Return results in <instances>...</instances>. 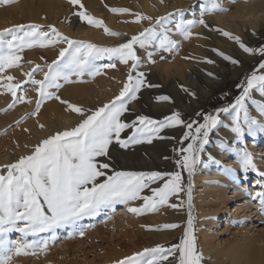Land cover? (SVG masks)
Wrapping results in <instances>:
<instances>
[{"label":"snow or ice","instance_id":"6c2138e0","mask_svg":"<svg viewBox=\"0 0 264 264\" xmlns=\"http://www.w3.org/2000/svg\"><path fill=\"white\" fill-rule=\"evenodd\" d=\"M12 0H0V4H10ZM70 6L69 17H76L110 38L126 37L111 46H101L92 42L75 39L65 35L53 24L38 23L16 24L0 31V92L10 94L11 102L6 110L20 103H32V97L22 85H31L36 93L35 108L26 114L17 125L29 117H37L45 101H58L66 106V111L75 113L78 120L69 127L56 129L40 139L14 162L2 166L0 171V264H11L14 257L35 255L45 251L50 241L55 240L58 230H68V235L83 237L90 226L81 224L85 218H95L101 213L115 211L117 205L135 215L155 212L162 206L177 208L170 198L187 194L189 215L183 236L177 245L165 247L157 245L134 253L118 261L117 264H202L203 255L196 247L194 223L191 215L192 182L196 166L201 164L210 134L222 125V115L230 117L229 128L235 139L231 142L220 139L216 146L234 155L246 178L249 172L259 179L251 199L261 204L264 211V171H260L254 156L247 150L245 137L255 138L264 133V120L251 114L254 109L264 118V45L254 47L246 44L241 37L219 28H211L204 19L205 15L217 11H227L220 6L219 0H199L200 18L186 19V9H177L164 16H152L130 12L123 7H112L113 14L131 15V23L147 26L131 36L113 31L103 20L90 14L81 0H67ZM163 3V0H161ZM129 21H125L128 23ZM197 26L218 32L232 41L243 53L259 55L258 69L251 71L239 81L236 87L239 94L234 101L215 109L213 113H197L201 120L186 123L180 111H173L162 120H154L148 115H136L132 120L125 118L131 111L129 105L137 101L144 87H156L147 81V73L140 71L142 58L140 50L146 52L148 63H155L153 55L160 59L164 53L178 50L180 40L174 35L188 40ZM54 49L55 58L44 65L35 64L23 73L25 80L16 79L9 70L21 68L23 53L26 49ZM217 56L234 66L241 62L221 49L212 48ZM188 57H185L187 59ZM102 61H107L101 63ZM207 64L215 63L205 58ZM33 65V61H26ZM117 63L128 67L122 87L107 103L94 108H84L68 99L62 98L60 90L64 84L75 83L84 76L95 77L105 69H115ZM38 72L43 78H36ZM213 76V73H208ZM181 88L188 93V89ZM261 99H255L253 93ZM191 94V93H189ZM156 102H170L168 95H158ZM182 126L186 130L179 139L176 149V167L180 171L162 172L117 170L113 163V149H128L130 145L151 144L161 136L165 129ZM43 130L44 125H39ZM27 131V129H24ZM130 133V134H129ZM185 142L186 146H185ZM231 145V146H229ZM27 148L28 146L25 145ZM208 160L221 167L223 175L239 180L232 168H224L211 154ZM182 172L188 175L187 184L183 182ZM155 185V186H153ZM137 204L138 206H133ZM177 223H165L155 230L176 229ZM16 234L13 239L12 234ZM41 234H46L40 238Z\"/></svg>","mask_w":264,"mask_h":264},{"label":"rangeland","instance_id":"374dc122","mask_svg":"<svg viewBox=\"0 0 264 264\" xmlns=\"http://www.w3.org/2000/svg\"><path fill=\"white\" fill-rule=\"evenodd\" d=\"M21 1H25V3L27 4L26 5L27 8L29 7V9H33V12L31 13L32 19H28V18L19 19L18 23H16V24H28V23H38L41 25L53 24V25H55V27H57L58 30H60L58 25L61 23L62 27L65 28V30H63L61 32L64 33L65 35H68L69 37H72L75 39H80V40L92 42V43H95V44L101 45V46H111V45H114V44L121 42L123 39H126V37L110 38L103 33L102 29H97L93 26L87 25L86 23H81L76 17H71L70 20L66 21L65 18L69 17V13H70V6L67 3V0H12V2L10 4H7V5L3 4V7L7 11V9L14 8ZM88 1H89V3H88ZM135 1L136 0H131V1H129V0H117V1H115V0H81V3H83L85 5L86 10L90 14H92L95 18L103 20L105 23V26H107L111 30L119 31L122 33H127L128 36H131L132 34H135L139 31H142V29H140V30H138V29L140 27L143 28L144 25L147 26V22L145 21V22H143V24L131 23L130 21L134 19V17H132L131 15L113 14L108 9L112 8V7H123V8L129 9L130 12H138L141 14L151 16L149 13H147L144 10V7L142 8V4H143L144 0H137L136 4H135ZM150 1L152 2L154 0H150ZM159 1H161V0H159ZM169 1L171 2L172 0H163L164 3H169ZM185 1H189V0H185ZM191 3H193V2H190V5H191ZM131 4L133 5V7ZM197 4H198V6L200 5L199 0L197 1ZM30 6H31V8H30ZM93 8H96V9L97 8L98 9L103 8L104 13H101V12L94 13V12H92ZM3 12H5V10ZM100 14H102V15H100ZM35 16H37V17H35ZM157 16H164V15H152L153 18H155ZM185 16H186L185 17L186 19H188V18L197 19L195 17H190V14L187 11L185 13ZM205 16H204V19H205ZM125 21H129V22L125 23ZM206 22L208 23V25H210V22H208L207 20H206ZM79 27L87 29L90 32L91 31L96 32L97 34L101 35L107 41L110 40V43H108V42L107 43H103V42L100 43L99 41H97L93 38L86 37L83 33H78L79 36L75 37L73 35V33ZM67 28H69V29H67ZM196 28L206 29L203 26H197ZM196 28H194V29H196ZM211 28H215V27H211ZM217 28L223 29L224 31H228L230 33H233L234 35L240 36L237 33L233 32L231 30H228L224 27H217ZM70 29H72V31ZM206 30L210 31V33L217 34V38L221 39L223 42L233 43L232 41H230L227 38L220 35L218 32L211 31L209 29H206ZM199 34H200V36L193 35L188 40H183L180 36L178 38H176L177 40L181 41L180 46L182 48L179 46L178 50H176L172 54L171 53H164L165 58L163 60L160 59V56L158 54H155L152 57V59L155 61V63H151L149 65L147 59H146V61H142V64H144V68H142V66H141V68L139 70L143 71L145 73L150 72V70H159L161 67L160 64L163 63L164 61H165V63H164L165 65H172L173 62L179 58H180L179 59L180 61L186 62L190 66L198 67V69L200 71H197V70L193 71L194 76H195L194 80L192 81L193 83L192 82L190 84H183L182 83L181 85H178L176 90H173V91H171L168 87L161 89L160 84H158L154 80H151L147 76V81L149 83H151L152 85H156V87H144L141 90V92L139 93V98L137 101L140 103L141 109L138 112V115H141V114L148 115L149 117H151L154 120H162L167 115V113L163 114V113L155 111V109L151 106V103L152 102H154L156 104L168 103L169 105H171L174 108L171 112L177 111V110L180 111L182 118L184 119V121L186 123L196 121V120L202 121V117H198L196 115L197 113H204V114L213 113L214 114L215 109L232 103L234 101V98L239 94V89L236 87L237 83L239 81H241L243 79V77L248 75L251 71L258 69V63L260 61L259 55H255V56L251 55L252 61H248L243 56H240L238 54H235V53L230 52V51H225V50H223L225 53H227L233 57H236L241 62V64L239 66H237L239 68V70L237 71L235 76H232L231 72L229 70L230 66L233 64H231L228 61H224L223 59L217 60L216 58H214V60L218 62V63L215 62L216 64L215 63L207 64V63H203V62H198V61H203L205 58H210V57L207 56L208 55L207 51H203L200 49L198 51L197 45H193V43L194 44L197 43V39L202 38L203 40L208 42L209 44L204 45V47L208 50H211L212 48L220 49V48H218L217 43L214 42L209 36H206L203 33H199ZM255 34L257 36V40L250 45L254 46V47L264 45V25H263V27L257 29L255 31ZM175 36H178V35H175ZM175 36H173L172 38L175 39ZM196 48H197V50H196ZM181 49H183V52ZM49 50L50 49H43V48L37 47L34 49H26L23 54H30V55L36 54V55H38V58L40 57L39 60H41V61H37V64L44 65L45 60H42L41 57H44L42 54L45 53L46 51H49ZM180 50H181V52H180ZM179 53H181V54L184 53V54L179 55ZM145 54H146V52L144 51V56H146ZM176 55H178L179 57H177ZM185 57H188V58L185 59ZM44 58L48 62H51V60H53L55 58V55H51V56L49 55V56H46ZM104 62H107V61H102L101 63H104ZM190 66H189V69H190ZM213 66L214 67L216 66L217 69L219 68L218 69L219 71L217 70L215 72L212 69ZM111 71H112V73L109 76V72H111ZM25 72H28V71H25ZM25 72H23V73H25ZM23 73L18 77V80H21V81L25 80V76L23 75ZM127 73H128V67L125 65H121V64L117 63V67L115 69H105L102 74L97 75L95 77L84 76L83 78H81V80H79L75 83L64 84V86L60 90V95L62 96V98L68 99L72 102H75L79 106L87 108V107H85L79 103V100L81 98H83L85 95L84 92L87 91L88 89H92V88L95 89L96 87H98V85H99L98 80H101V79L106 80L107 79L106 84H109V87L112 89V95H111L110 99H108L107 101L104 102V103H107L109 100H111L115 95H117L119 93L117 86L119 84H122L120 82L126 79ZM208 73H213L214 75L209 76ZM36 78H38V79L43 78V73L38 72L36 74ZM218 78L219 79L221 78L224 81L211 92V94L207 97L206 100H204L200 104L199 107L195 108L192 112L185 111L180 107V106H190L193 103L192 101L195 100L199 96V89L202 87H207L209 85V80L214 81ZM108 79H110V80H108ZM95 84H97V85L95 86ZM181 86H183L184 89H188L189 92L186 93L181 88ZM22 87L26 88L27 93L32 90L31 85H22ZM165 89L166 90L169 89V90L166 91ZM75 90H81L82 93H77ZM74 93H76V94H74ZM171 93H173V94H171ZM189 93H191V94H189ZM34 94H36V93L34 92ZM158 95H168L171 98V101L170 102H156L155 97ZM253 97L255 99H261L259 94L255 93V92L253 93ZM149 98H150V100H149ZM2 100H5L6 102L2 103ZM10 102H11L10 94H5L3 92H0V122H1L0 123V139L5 137L6 135H8L10 133H15V132L27 133L28 131H24V129H27V130L30 129V126H28V125L30 123H33V120H34V117H29L27 119H24L22 123L17 125L16 122L21 120L22 117H25L26 114L31 113L34 110V108L29 109V107H28L29 103H20V104H17L11 110H6L7 105ZM135 102L136 101H134L133 103H135ZM44 104L48 105L47 108L43 112L44 115L52 114V117H55L56 115H66L69 117H78L77 114L66 111V106L61 105L58 101H55V100L45 101ZM27 107H28L27 110L21 111L22 109L27 108ZM88 108H93V107L90 106ZM250 111H251V114L253 116H255L257 119L264 120V118H261L259 116V114L254 109L250 108ZM171 112H170V114H171ZM8 115H12L13 117L9 118L10 120H6L5 117ZM125 118L128 120L133 119V118L128 117V113L126 114ZM221 119H222V125L217 130H214V132L212 134H210V143L206 146L205 151L203 153H201L203 162L196 166V170L191 177L192 186H193V180L197 179V186L195 189L197 192L202 193V192L214 191L215 189L222 190L221 188H223V187L225 188L227 185V183H225L223 181L224 179H229L233 183V185L235 183H237L241 188L251 187L253 185V179L255 177H257L256 174L249 172L247 174V177L245 178L240 172V166L237 163L235 156L231 155L227 152H222L216 146L218 139L215 138V135L220 134L221 136H223L222 133L220 132L221 129H224L225 139L227 141L231 142L235 139L233 134L230 132L229 128L225 126V125L230 124V117H228L226 115H222ZM177 127H178V132L173 137H171L169 135L173 140V143L169 149L170 150L169 153L167 155H162L160 157L161 162L168 163V164H166L167 166L162 165V164H158V163H157L158 164L157 169L151 168L154 166H149V168H146L144 164H141V166H139L137 164H139L138 161H140V159L142 157L143 158H145V156L149 157V159L151 161H153V159H152L153 157L151 156V152L150 153L149 152H142L139 155H137L138 158H136L135 160L128 161V152L131 148H133V145H130L128 149H119V147L117 146L113 149V156L115 157V160L113 161V163L116 165L117 170H125V171L158 170V171H162V172L180 171V169L177 168L176 164H175V160L177 158H179L178 154L176 152V149H178L180 147L179 139L183 135V133L186 129L182 126H177ZM38 128L40 129L39 125H38ZM172 128H175V127H172ZM168 129H171V128H168ZM166 130L167 129H165L163 132H165ZM163 132H162L161 136L164 139H166L168 136L166 137V135H164ZM157 139H161V138H156L155 140H157ZM155 140H153V141H155ZM245 141H246L247 150L250 152V149H254V150L260 152V154L262 155L261 158L264 161V148H263L264 133H258L256 138L246 136ZM186 143L187 142H185V146H186ZM147 144H149V143H147ZM214 144H215V147H213ZM229 146H231V145H229ZM209 154H211L216 160L220 161L222 167H224V168L234 169V166H236V167L238 166L237 169H234V170L236 172V175L239 176L240 179L234 180L232 177L223 175L222 171H221V167H218L215 163L208 160ZM164 159H166V160L164 161ZM133 161H135V162H133ZM146 163H147V161H146ZM127 164H129V165H127ZM147 165H148V163H147ZM144 167H145V169H144ZM142 168H143V170H142ZM206 168L209 170V172L206 171L207 170ZM0 171H3L2 167H0ZM211 171L218 173L220 176H213L212 174H210ZM182 178H183V182L186 185L187 181L189 179L186 172H182ZM153 186H155V185H153ZM192 191H193V189H192ZM228 191H229V195H230V193L232 192V186L229 188ZM235 197H237L236 202H234V204L227 205V208H230V213H228V214L224 213V215L218 216L219 218H221V219H218V221L219 220L223 221L222 223H220V225L218 227L219 232L222 233L220 239H222L223 242L229 241L232 238L233 233L235 232V230L238 227L237 222H236V218L232 215V211H233L232 208L235 207V205H238L237 203H245L246 201L249 200L247 195H242V196H240V195L236 196L235 195ZM175 198H177V199L179 198L182 200L183 210L188 209V199H187L186 193H181L179 197L170 198L171 204H174L173 200ZM252 203L254 204L252 206V209L256 210L253 207H255V204H258L259 202L252 200ZM226 204H227V202L225 201L224 204L220 207L224 208V205H226ZM123 207L124 206H122V205H117L114 212L106 210L105 213H101L100 215L96 216L95 218H85L83 221H81V224L86 225V226H90V227H88L86 229L87 231L84 232L83 237L79 236L78 234H73L72 236H69L68 230H66V229L65 230H58L56 239L53 241H50L49 242L50 244H48L49 248L51 249L52 253L54 254L53 255L52 253H50L51 251L48 250L49 256H50L48 259L44 260V258H42L41 255L39 254L40 250L38 249L36 251L35 255H21L18 257H14L13 260L11 261V264H61V262L56 259L57 257H55L56 255H55L54 251H56V248L61 251L60 248H62L65 244H67L69 242L70 243L71 242L77 243L79 241H80V243L82 242L81 246L80 245H79V247L75 246L69 252L68 260L65 262H62V264H117L118 261H122V260H124V258L128 257V249L126 250V248L128 247V245H127L128 240H124L123 238H121V237H123V234L121 233V232H123V227L121 228V226L126 224V222H127L126 219L128 218V212L125 210L126 212L124 213L125 215L123 216L124 217L123 220L120 222L121 224L118 222L114 223V221H113V220H116L119 216H121V213H119V212L123 209ZM173 209L174 208L165 205V206L160 207L155 212H147V213L152 215V214H155L157 212H160L159 217H160L161 221L159 224L163 225L165 223H175L172 221V218L173 219L177 218L178 215L176 214L175 211H173ZM173 216H175V217H173ZM160 225H158V226H160ZM178 225H180V224H178ZM258 225H260L257 227L258 231H261V230L264 231V223H262V224L258 223ZM126 229L128 230V226L126 227ZM157 231H164V232L168 233V235H169L173 232L176 233L178 231V228L171 229V230L161 229V230H157ZM45 235L46 234H41L40 238L41 239L44 238ZM91 235L92 236L95 235L96 237L94 239H92L90 237ZM182 236H183V232L181 234L176 235L175 238H173L171 242H169V241H168L169 243L162 242L161 245L165 246V247H171L173 245H177V244H179ZM11 238L15 239L16 234L15 233L12 234ZM96 238H98V239H96ZM51 242L53 244H51ZM121 243H122V245L126 244V246L125 245H124L125 247L122 246ZM51 245H55L56 246V247H54L55 249L51 248V247H53ZM112 246L116 247V249L118 250V253L115 255H112L107 260L106 259L107 251L110 250V248ZM198 251H199V249H198ZM54 258L56 260H54ZM202 264H207L205 262L204 258H203Z\"/></svg>","mask_w":264,"mask_h":264},{"label":"bare ground","instance_id":"6f19581e","mask_svg":"<svg viewBox=\"0 0 264 264\" xmlns=\"http://www.w3.org/2000/svg\"><path fill=\"white\" fill-rule=\"evenodd\" d=\"M136 1L135 4L137 3ZM197 1L198 0H189V1L172 0L171 2L169 1V3H164V2L161 3V1L159 0H154L152 2L150 0H144L142 4V8L144 7V10L147 13H149L151 16L166 15L168 13L175 12V10L177 9H186L187 12L190 14V17H195L198 19L200 18V5L198 6ZM190 2L193 3H191L190 5ZM219 3L220 6L222 8L227 9V11H217L212 14L206 15L205 19L208 22H210L211 27H215V28L224 27L240 35L239 37H241V39L246 44L250 45L254 43L257 40L255 31L263 27L264 25V0H219ZM26 5L27 4L25 3V1H21L14 8L11 9L9 8L6 11V9H4L3 7V4H0V31L15 25L16 23H18L19 19H25V18L32 19L31 13L33 12V9H29V7L27 8ZM103 8H99V9L93 8L92 12L104 13ZM4 10L5 12H3ZM58 26L60 31L65 30V28L62 27L61 23ZM140 29H142V27H140L138 30ZM70 30L72 31V29ZM78 33H83L86 37L93 38L99 41L100 43L101 42L110 43V40L107 41L96 32H92V31L90 32L89 30L84 29L82 27L76 29L73 35L75 37L79 36ZM193 33H203L204 35L209 36L214 42H216L218 48H220L221 50L233 52L235 54L245 57L248 61H252L251 55L243 53L242 50H240L238 46L235 45L234 43H226L223 42L221 39H218L217 34L210 33V31L203 28L193 29ZM178 37L179 36H175V39ZM205 44H209V43L203 40L202 38L197 39L196 44L193 43V45H197L198 51L199 49L203 51H207L208 52L207 56L210 57L212 60H214V58H216L217 60H222V58L217 56L214 52L206 49L204 47ZM181 50L183 52V49ZM139 54L142 57V61H146L145 59L146 56H144V51L143 50L139 51ZM180 54L181 53H179V55ZM42 55L44 57L49 55L50 56L55 55V50L50 49L49 51H46ZM176 56L179 57L178 55ZM39 59L40 57L38 58V55L36 54H32V55L23 54V59L21 61V64L23 66L21 68H15L9 70V74L13 75L16 79H18V77L23 72L29 71L35 64H37V61H41ZM179 59H176L172 65H165L164 64L165 61H164L163 63L160 64L161 67L159 70H150V72L147 73L148 78L160 84L161 89L168 87L171 91L176 90L178 85H181L182 83L190 84L195 77L193 71L194 70L200 71V70L198 69V67L190 66L188 63L180 61ZM29 60L33 61L34 64L33 65L27 64L26 61ZM142 68H144V64H142ZM212 69L216 72L219 68L217 69L216 66L215 67L213 66ZM229 70L231 72V75L235 76L239 68L237 66L231 65ZM111 73L112 71L109 72V76ZM106 80L105 79L98 80L99 81L98 87H96L95 89L94 88L88 89L85 92L83 91L85 95L83 98L79 100V103L87 108L90 106L94 108L102 105L105 101L110 99L112 95V89L109 87V84H106L107 83ZM223 81L224 80L221 78L220 79L218 78L214 81L209 80V85L207 87H202L199 89V96L192 101L193 103L190 106H180V107L185 111L192 112L195 108L199 107L200 104L207 99V97L211 94V92L215 88H217ZM96 85L97 84H95V86ZM117 87L118 90L120 91L122 84H119ZM75 91L77 93H82L81 90H75ZM28 95L32 97V103L28 104V107L29 109H33L35 108L36 94H34V91L31 90L28 92ZM5 102H6L5 100H2V103ZM47 106L48 105L46 104L42 105L41 111L38 114V116L34 117L33 123H30L28 125L30 126V129L27 130L28 131L27 133H23V132L10 133L6 136L4 135L5 137L0 139V167H2L5 164L14 162L21 155L28 154L29 149L32 146H34L40 139L46 137L53 130L64 129L66 127L72 126L78 120V117H69L66 115H56L55 117H52V114L44 115L43 112L47 108ZM151 106L155 109V111L163 114L167 113V115L170 114V112L174 109L168 103L156 104L152 102ZM28 107L22 109L21 111L27 110ZM129 107L131 111L128 113V117L130 118H134L136 115H138V112L141 109L140 103L138 101H136L135 103L131 102ZM12 117H13L12 115H8L5 117V119L10 120L9 118ZM40 124L44 125L43 130L38 128V125ZM177 132H178V127L167 129L165 132H163V134L166 135V137L168 136L166 139L161 138L155 140L156 139L155 138L154 139L155 141H153L151 144H147L146 142H144L133 145V148L130 147L131 149L128 152V161L135 160L136 158H138L137 155H139L142 152H149V153L151 152L153 161H151L149 157L145 156V158L142 157L140 161H138L139 164L137 165L141 166V164H144L146 168H149V166H154L151 168L157 169L158 164H162V165L168 164L166 162H161L160 157L162 155H167L169 153L170 151L169 149L173 143L171 137H173ZM220 132L222 133L223 136H221L220 134H216L215 138L218 140L220 139L226 140L224 129H221ZM25 145H27L28 147L26 148ZM213 147H215V144ZM263 148H264V144H263ZM250 152L254 156L258 169L260 171H264V161L261 158L262 155L260 154V152L254 149H250ZM165 160L166 159H164V161ZM237 167L234 166V169H237ZM206 171L209 172L208 169ZM210 174H212L213 176H220L218 173L214 171H211ZM259 179L260 178L258 176L255 177L253 179V185L251 187H243V188H241L237 183L233 185V183L229 179H224L223 181L227 183V185L225 188L224 187L221 188L222 190L215 189L214 191H208L202 193L197 192L195 190L197 186V179L193 180L191 215L193 217V223H194V235L196 238V247L202 253L203 258L207 264H264V231L262 230L258 231L257 229V227L260 226L258 225V223L259 224L264 223V211L261 210L260 203L255 204V207L253 208H255L256 210H253L252 206L254 204L252 203V199H251V193L256 190V184ZM231 186H232V192L229 195L228 190ZM235 195L236 196L247 195L249 200L246 201L245 203H237L238 205H235V207L232 208L233 209L232 215L236 218L238 227L233 233L232 238L227 242H223V240L220 239L222 233H220L218 230L220 223H222L223 221L222 220L218 221V219H221L218 216L224 215V213L226 214L230 213V208H227V205L234 204V202H236L237 197H235ZM225 201L227 202V204L224 205V208L223 207L221 208L220 206H222ZM173 203L179 205V207L173 209V211L176 212L178 217L174 219L172 218V221L180 224V226L178 227V231L176 233L173 232L169 235L164 231L155 230L157 226L160 225L159 224L161 221L159 217L160 212H157L152 215L148 213L135 215L128 212V218L126 219L127 222L126 224L121 226V228L123 227V232H121L123 234V237L121 238H123L124 240H128V244H127L128 247L126 248V250L128 249V257L132 256L134 253L142 252L146 248H153L157 245H161L162 242L169 243L172 241L173 238H175L176 235L184 232V227L186 226L187 218L189 215V208L187 210L186 209L183 210L182 200L179 198L178 199L175 198L173 200ZM133 206H138V205L134 204ZM125 210H126L125 207H123V209L119 212L121 213V216H119L116 220H113L114 223L115 222L120 223L123 220L124 218L123 216L125 215L124 213L126 212ZM127 226H128V230L126 229ZM90 237L94 239L96 236L91 235ZM81 243L79 241L77 243L69 242L65 245L63 244L64 246L62 245L63 247L61 246L62 248H60L61 251L56 248V251H54L56 255L55 257H57L56 259L59 260L61 264L62 262L67 261L69 252L75 246L78 247L79 245L81 246ZM51 244L53 243L51 242ZM124 245L126 246V244ZM51 246H53L51 248L56 247L55 245H51ZM48 250L51 251L49 246L45 251H41V252L39 251V254L41 255L42 258H44V260L50 257ZM50 253H52V251ZM117 253L118 250L116 249V247L112 246L110 250L107 251L106 254L107 257L106 256L105 257L108 260L109 257ZM56 259L54 258V260Z\"/></svg>","mask_w":264,"mask_h":264}]
</instances>
